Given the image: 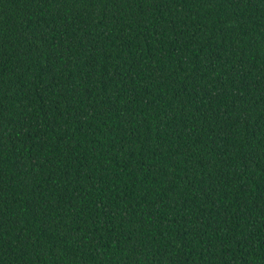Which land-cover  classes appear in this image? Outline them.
Here are the masks:
<instances>
[{
	"label": "trees",
	"instance_id": "16d2710c",
	"mask_svg": "<svg viewBox=\"0 0 264 264\" xmlns=\"http://www.w3.org/2000/svg\"><path fill=\"white\" fill-rule=\"evenodd\" d=\"M0 264H264V0H0Z\"/></svg>",
	"mask_w": 264,
	"mask_h": 264
}]
</instances>
